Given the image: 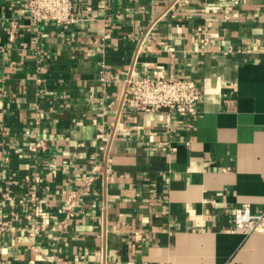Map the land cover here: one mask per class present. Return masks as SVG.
Returning <instances> with one entry per match:
<instances>
[{"label":"crops","instance_id":"0c3cea01","mask_svg":"<svg viewBox=\"0 0 264 264\" xmlns=\"http://www.w3.org/2000/svg\"><path fill=\"white\" fill-rule=\"evenodd\" d=\"M78 16L36 24L0 0V264L103 248L106 264H264V231L231 229L235 207H264V0H79ZM158 65L195 81L191 126L121 103L129 71Z\"/></svg>","mask_w":264,"mask_h":264},{"label":"built area","instance_id":"2783aa9c","mask_svg":"<svg viewBox=\"0 0 264 264\" xmlns=\"http://www.w3.org/2000/svg\"><path fill=\"white\" fill-rule=\"evenodd\" d=\"M26 8L31 21L36 24L54 21L61 24L74 23L79 19L78 9L79 0H26ZM16 21L10 22L9 34L14 36ZM200 29V27H198ZM201 94L193 79L184 77H173L165 73L162 65L154 67L152 73L145 72L139 74L135 70L129 71L125 77V85L121 96V103L129 105L137 110L156 111L166 108L170 112L176 113L181 119H187L191 126V119L195 114V103ZM37 115V112L35 113ZM169 130L174 131L173 127ZM8 135V130L0 125V140ZM34 142L30 148L45 147L44 141L38 138L35 131L31 132ZM170 151H174L176 146L167 145ZM2 155V154H0ZM4 158H7L3 154ZM95 176L88 177L86 182L93 181ZM71 194L68 195L69 199ZM19 198V202H23ZM72 216V211H68ZM31 218V216H29ZM233 231H239L245 236L254 232L264 231V207L253 210L249 204H242L235 207L232 215ZM37 228L29 230L35 232ZM105 249L103 248L100 256V264H106ZM81 264V263H76ZM157 264H174L172 261H160Z\"/></svg>","mask_w":264,"mask_h":264}]
</instances>
